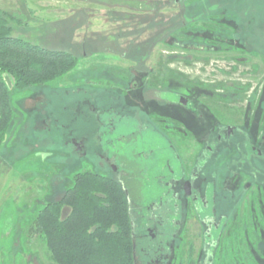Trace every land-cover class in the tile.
<instances>
[{
    "label": "rangeland",
    "instance_id": "374dc122",
    "mask_svg": "<svg viewBox=\"0 0 264 264\" xmlns=\"http://www.w3.org/2000/svg\"><path fill=\"white\" fill-rule=\"evenodd\" d=\"M21 1L0 0V7L11 11ZM78 1L79 6L86 7L87 14L77 16L78 32L70 41L57 39L63 33L45 36L46 26L33 12L26 18L30 30L21 32L14 27V35L48 50L71 53L78 63L56 81L11 92L12 122L0 147V264H54L44 242L32 229L38 212L71 188L78 174L92 172L110 177L90 164L87 157H76L71 147L72 135L83 136L94 127L92 119L75 113L77 100H82L81 107L87 113L90 97L112 91L124 95L128 88L127 100L132 95L144 99L145 109L141 112L147 121L151 123L157 116L170 117L178 126L187 118L186 108L177 101L182 96L201 108L208 105L206 122L208 128H214L219 122L234 124L236 116L247 117L258 106L257 98L263 97L260 80L264 73H253L246 55L250 44L247 6L241 10L234 0L216 8L215 0H186V6L204 2L207 11L195 6L186 19L191 25L165 35V43L150 49L140 67L142 63L126 56L128 40L137 39L128 34L134 26L125 17L115 15L126 11L125 4L119 0ZM161 12L167 15L170 11ZM240 12L244 21L238 20ZM54 20L58 22L49 25V30L64 32L66 21ZM237 22L241 24L239 29ZM153 32L154 29L143 33L140 40ZM133 69L144 72L136 91L129 82ZM6 81L10 86L11 79L6 77ZM248 97L252 100L247 101ZM156 98L160 104L164 103L162 98H175L173 114L159 109L154 104ZM142 126L140 117H130L117 121L114 133L103 135L104 140L114 143L118 136H126L121 153L127 177L152 170L166 145L157 132ZM115 149L112 147V151ZM116 177L125 179L124 174ZM262 207L261 204V210L255 213L256 223L257 214H264ZM251 219L254 220L252 216Z\"/></svg>",
    "mask_w": 264,
    "mask_h": 264
},
{
    "label": "flooded vegetation",
    "instance_id": "af4514ba",
    "mask_svg": "<svg viewBox=\"0 0 264 264\" xmlns=\"http://www.w3.org/2000/svg\"><path fill=\"white\" fill-rule=\"evenodd\" d=\"M235 3L248 9L250 70L264 73V0ZM237 14L238 20H245ZM130 73L136 91L144 72ZM260 82L263 97L257 98L258 106L247 117L236 116L234 124L219 122L214 128L206 122L208 105L201 108L182 96L177 101L186 108L187 118L178 126L170 117L147 121L141 112L144 99L132 95L127 100L128 88L124 95L112 91L90 97L87 113L82 100L76 101L75 113L92 119L94 127L87 135H72L71 147L76 157H87L121 185L131 220L133 264H264V214H257L261 224L255 221L261 204L264 209V76ZM162 99L164 103L156 98L154 104L173 114L175 98ZM130 117H140L141 129L157 132L166 145L152 170L127 177L121 153L126 136L114 143L103 135L114 133L116 122ZM119 174L125 179L116 177Z\"/></svg>",
    "mask_w": 264,
    "mask_h": 264
},
{
    "label": "trees",
    "instance_id": "16d2710c",
    "mask_svg": "<svg viewBox=\"0 0 264 264\" xmlns=\"http://www.w3.org/2000/svg\"><path fill=\"white\" fill-rule=\"evenodd\" d=\"M119 1L126 11L115 15L125 17L134 26L128 34L137 37L128 40L126 56L139 63L150 49L165 43V35L187 29L192 23L186 21L190 13L195 6L204 5L194 2L186 6V0ZM220 1L215 0L216 8L221 6ZM223 2L226 5L234 0ZM145 5L148 9L143 8ZM167 9L170 12L162 14ZM19 23L18 16L0 7V147L12 122L11 92L56 81L78 63L71 53L48 50L14 35ZM152 29V35L140 40L139 36ZM6 77L11 79L10 86ZM32 229L44 242L54 264H133L127 199L121 185L107 177L92 172L74 176L72 187L38 212Z\"/></svg>",
    "mask_w": 264,
    "mask_h": 264
},
{
    "label": "crops",
    "instance_id": "0c3cea01",
    "mask_svg": "<svg viewBox=\"0 0 264 264\" xmlns=\"http://www.w3.org/2000/svg\"><path fill=\"white\" fill-rule=\"evenodd\" d=\"M80 1L69 0L68 2L60 1V0H23L21 4L15 5V7L11 10H5L9 13L15 14L18 18L21 19V23L17 24L21 32H26L30 30L29 19L26 20L28 14H33L37 17H41L43 20V24L46 26V30L43 32L45 36L50 37L52 35H56L59 33H63L57 37V39H66L71 40L75 32H78V23L76 22L77 16L81 15V13H86V7L79 6ZM75 4V6H74ZM59 18L66 21V27L63 29L64 32H60L59 30H49V25H51L55 21L54 19ZM75 26V27H74ZM24 38L25 37H22Z\"/></svg>",
    "mask_w": 264,
    "mask_h": 264
}]
</instances>
